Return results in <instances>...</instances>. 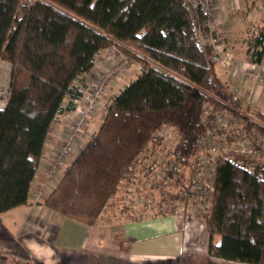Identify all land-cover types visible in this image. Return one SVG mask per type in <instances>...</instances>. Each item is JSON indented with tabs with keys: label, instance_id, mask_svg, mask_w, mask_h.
Masks as SVG:
<instances>
[{
	"label": "trees",
	"instance_id": "trees-1",
	"mask_svg": "<svg viewBox=\"0 0 264 264\" xmlns=\"http://www.w3.org/2000/svg\"><path fill=\"white\" fill-rule=\"evenodd\" d=\"M208 15L192 0H0V63L11 64L5 106H0V212L29 201L52 125L75 108L100 51L117 46L143 70L113 95L95 134L43 202L88 224L112 204L126 208L117 200L122 185L144 182L135 159L161 142L157 131L167 123L180 135L169 154L177 164L166 165L160 181L140 187L146 198L157 195L158 208L147 202L142 211L129 214L176 213L161 203L171 206L181 199L178 188L187 184L198 141L216 110L243 109L211 60L213 49L204 41ZM248 54L263 60L264 26ZM257 117L262 123L251 124L264 130V110H257ZM214 186L212 205L199 212L209 232V253L260 262L264 163L246 168L222 156ZM148 208L156 212L145 214Z\"/></svg>",
	"mask_w": 264,
	"mask_h": 264
},
{
	"label": "crops",
	"instance_id": "crops-1",
	"mask_svg": "<svg viewBox=\"0 0 264 264\" xmlns=\"http://www.w3.org/2000/svg\"><path fill=\"white\" fill-rule=\"evenodd\" d=\"M259 2L239 0L237 6H232L229 0H215L224 35L231 36V32L228 33L230 26L233 20L236 22L234 18L237 15L241 17L242 11L243 20L252 17L248 22L260 31L259 27L264 25L261 14L264 11L260 10ZM258 17L261 21L256 20ZM223 45L235 48V39H229ZM102 56L106 61H101ZM117 58V54L109 53L104 48L98 60L105 68ZM243 59H249V56ZM216 69L233 91V82L224 67L216 64ZM95 74V68L88 73L85 90L89 87V78ZM132 74H135V69L131 71ZM128 80L113 90H119ZM246 88L252 93L242 95L243 107L264 110V85L250 82ZM104 111L105 108L100 107L92 116L90 125L94 129L100 125ZM63 114L52 125V137L47 144H54L62 138L59 132L63 129ZM86 140L88 138H80L82 144ZM46 155L43 153L40 157L34 182H45L47 179ZM119 208L112 204L93 224L64 216L44 202L34 204L28 201L2 211L0 264H264V252L257 263L211 255L208 250L209 232L206 226L201 225L200 219L169 212L135 218L129 211Z\"/></svg>",
	"mask_w": 264,
	"mask_h": 264
},
{
	"label": "built area",
	"instance_id": "built-area-1",
	"mask_svg": "<svg viewBox=\"0 0 264 264\" xmlns=\"http://www.w3.org/2000/svg\"><path fill=\"white\" fill-rule=\"evenodd\" d=\"M192 1L209 13L205 41L213 49L211 60L223 66L232 80L233 92L242 98L243 94L252 93L246 88L250 82L264 85L262 61L240 58L220 42L221 18L216 10L215 0ZM229 2L232 6H237L239 0H229ZM106 49L109 53L117 54V60L105 68L101 67L99 60L96 61L94 66L96 74L89 78L88 89L74 99L75 108L63 114V129L59 132L62 138L54 144L46 143L44 146V153L47 154L48 159L45 170L47 179L45 182L31 183L29 201L34 204L42 203L58 185L66 166L82 147L80 138H90L95 134L96 129L90 125L91 118L98 108L109 107L114 95L113 88L120 81L132 79V59L120 52L116 46ZM101 61H106L104 56L101 57ZM239 111L240 113H236L228 108L216 110L210 128L198 141V148L188 172L187 184L178 188L181 199L173 202L171 206L164 200L161 208L165 210L170 208L176 213H183L187 218L193 217L199 220V212L213 203L216 166L220 157L227 155L233 162L246 168L264 163V130L251 124V121L262 123L257 117V110L243 107ZM157 136L161 142L156 146L150 145L135 159L145 175L144 182L137 184L124 182L122 195L117 198L130 212L146 208L147 202L158 208L157 195L153 194L146 198L140 187L144 183L160 181L167 174L165 166L171 167L177 164L175 160L169 161V154L180 136L177 127L163 124L158 129ZM165 186L167 189L172 188V182L167 180ZM200 222L201 225L206 226L201 220Z\"/></svg>",
	"mask_w": 264,
	"mask_h": 264
},
{
	"label": "rangeland",
	"instance_id": "rangeland-1",
	"mask_svg": "<svg viewBox=\"0 0 264 264\" xmlns=\"http://www.w3.org/2000/svg\"><path fill=\"white\" fill-rule=\"evenodd\" d=\"M261 4V11H264V0H260L259 2ZM230 9H232L231 6H229ZM234 9V8H233ZM264 16V13H261ZM243 15H244V11H242L241 13V17L238 18L239 15H237L234 19L236 22H234L231 24L230 26V30L228 33L231 32V36H225V31L223 28V22H221V29H220V42L223 44L225 42H228L229 39H235V48H233L230 45H226L227 48L229 47V49H231L237 56H239L240 58H247L248 55V46H250L253 41L255 40L256 36L259 34L260 31L256 30V28L254 26L250 25V22L252 20V17L249 16V18L247 20H243ZM239 19H241V21H238ZM261 18H256V20L261 21ZM259 23V22H258ZM264 26V25H263ZM227 28V27H226ZM229 28V27H228ZM260 30V27H259ZM227 34V33H226ZM205 41V40H204ZM206 42V41H205ZM110 47V46H109ZM107 47V48H109ZM117 47V46H116ZM118 48V47H117ZM121 52V51H120ZM125 55V54H124ZM126 56V55H125ZM130 58V57H129ZM132 59V58H130ZM11 64L8 61L2 60L0 63V106H5V102H6V98H7V94H8V89H9V83H10V74H11ZM220 65V64H218ZM135 69V75L141 71L142 69V65L140 63H138L137 61H135L134 59H132V66H131V71ZM133 75H131V77L133 78ZM134 75V76H135ZM126 80V79H125ZM125 80L118 82L119 84L115 87H119L120 84H122L123 82H125ZM130 80V79H129ZM128 80V81H129ZM227 84H229L226 80H224ZM229 87V91H231L230 85H228ZM114 87V88H115ZM118 91V89L116 88V90H112V93L115 94ZM65 132V131H64ZM87 141V140H86ZM85 141V142H86ZM84 144H82L83 147ZM81 147V149H82ZM80 149V151H81ZM79 153V152H78ZM77 153V154H78ZM77 156V155H76ZM115 203L116 200H115ZM118 203H120V201H118ZM121 206V205H120ZM119 208V207H118ZM120 209V208H119ZM142 209V208H141ZM144 209V208H143ZM122 210L127 211L128 210L126 208H122ZM142 211V210H141ZM144 212L145 214L147 212L149 213H154L156 211H154L153 208H148L145 209ZM151 211V212H150ZM137 212H140L137 211ZM156 214V213H155ZM199 216V214H198ZM200 219V218H199ZM201 220V219H200ZM202 221V220H201Z\"/></svg>",
	"mask_w": 264,
	"mask_h": 264
}]
</instances>
